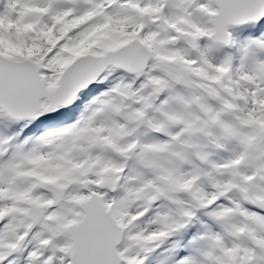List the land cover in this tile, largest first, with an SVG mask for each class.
Returning a JSON list of instances; mask_svg holds the SVG:
<instances>
[{
  "label": "snow or ice",
  "instance_id": "snow-or-ice-1",
  "mask_svg": "<svg viewBox=\"0 0 264 264\" xmlns=\"http://www.w3.org/2000/svg\"><path fill=\"white\" fill-rule=\"evenodd\" d=\"M0 264H264V0H0Z\"/></svg>",
  "mask_w": 264,
  "mask_h": 264
}]
</instances>
